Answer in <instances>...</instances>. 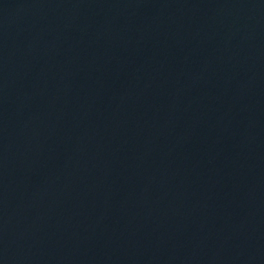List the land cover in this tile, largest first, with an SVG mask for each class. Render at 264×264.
<instances>
[{"label":"water","instance_id":"95a60500","mask_svg":"<svg viewBox=\"0 0 264 264\" xmlns=\"http://www.w3.org/2000/svg\"><path fill=\"white\" fill-rule=\"evenodd\" d=\"M0 264H264V0H0Z\"/></svg>","mask_w":264,"mask_h":264}]
</instances>
